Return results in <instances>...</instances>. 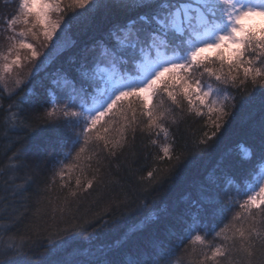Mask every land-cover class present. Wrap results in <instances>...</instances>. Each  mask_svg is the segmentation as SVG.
I'll return each instance as SVG.
<instances>
[{"label": "snow or ice", "instance_id": "1", "mask_svg": "<svg viewBox=\"0 0 264 264\" xmlns=\"http://www.w3.org/2000/svg\"><path fill=\"white\" fill-rule=\"evenodd\" d=\"M12 3L0 43V86L9 97L58 58L62 49L52 53L56 41L65 37L74 45L75 29L88 42L67 68L47 77V85L37 81L47 99L33 86L9 105L4 122L20 147L0 169L6 176L0 187V264H264V0ZM101 22L106 30H100ZM185 119L203 121V132L178 146L170 128ZM240 131L252 138L253 148L241 146L243 158L223 169L228 190L210 189L202 197L177 242L166 244L153 234L142 247L110 252L100 246L85 258L89 250L81 251V238L93 245L108 222L88 232L92 221L77 217L74 208L106 182L112 161L134 144L137 133L146 148L158 149L154 161L168 162L165 175L153 167L141 176L143 185L160 183L188 155ZM30 141L41 152L44 145L63 154L50 180L40 176V158L29 161ZM226 159L221 156L218 166ZM233 166L244 182L235 195L228 171ZM130 199L126 193L109 207H128ZM236 205L227 223L209 230V222ZM156 219L150 214L129 232L143 231ZM209 231L219 243L207 241ZM184 239L188 244L180 255ZM196 245L202 246L199 256Z\"/></svg>", "mask_w": 264, "mask_h": 264}, {"label": "trees", "instance_id": "2", "mask_svg": "<svg viewBox=\"0 0 264 264\" xmlns=\"http://www.w3.org/2000/svg\"><path fill=\"white\" fill-rule=\"evenodd\" d=\"M5 3L8 4L5 7ZM15 5L12 0H0V43L4 42V20L7 14H10ZM72 9H69L68 14H72ZM75 11H82V9H75ZM107 25L101 22L100 30H106ZM71 44L67 38L62 37L61 40L56 41V46L52 48V53L55 56L57 49H62L59 52L58 58L47 66L46 70L41 71L37 76L30 79L28 88L23 91H18L15 96L9 97L7 93L3 92V87L0 86V169L6 168L9 163V157L14 153L20 145L15 143V134L8 131V126L4 122V118L8 114L9 105L17 98L35 86V90L40 97L47 99L44 95V88L41 87L37 81L43 80L44 84H48L47 77L56 74L61 68L69 66L70 58L76 57L79 49L88 42V35L80 34L77 30H73ZM55 41V37H54ZM61 46V47H58ZM47 51V49H44ZM240 97H237L239 102ZM44 107H50L45 104ZM15 109H13L14 111ZM203 121H196L193 119H185L170 128V132L177 142V145H183L185 141L191 142L196 137L202 135L203 130L201 124ZM211 133V129H207ZM163 142L161 137V143ZM211 147L206 151L196 150L193 154L188 155L177 165L175 171L158 184H150L147 181L141 185L139 178L146 176L147 172L153 167H159L161 175H165L164 171L168 162H156L153 156L158 152L157 148L145 147L147 140L143 138L142 134L137 133L136 140L130 142V146L118 156L116 160L112 161L110 175L106 177L104 184H98L92 191L80 198L78 204L74 208V212L79 218L92 221L88 227V232L99 227L104 221L108 222V227L104 230L99 239L94 241L93 245H89L81 238V251L87 248L89 251L87 255L96 252V248L103 246L110 252L126 251L133 247L144 246L149 241L153 234L165 240L166 244L177 242L185 235L184 229L191 217L195 215L199 204L202 202V197L210 190H219L223 188L228 190L229 185L224 182L223 169L229 164L235 165L237 161L243 158L241 146L251 149L254 146L252 138L243 131L231 135L227 140L221 142L210 141ZM44 148L41 152L33 142L27 145V156L29 161L35 158H40L43 171L40 173L41 177L51 179L53 164L55 161L62 158V153L52 147L40 145ZM226 154L227 159L223 165L218 166L221 156ZM43 157H47L44 160ZM175 164V160L172 161ZM229 174L234 180L231 186L233 195L236 194L237 189L243 191L244 182L238 179L240 169L238 167L228 168ZM210 176L215 178V183H212ZM6 176H0V187H2L3 180ZM112 181V182H108ZM19 182V181H17ZM59 178H57V185ZM145 189H150V193L145 195ZM55 192V188L53 189ZM130 194L129 206H121L118 209L113 205L109 207V201L117 197L124 198L125 194ZM243 196H238L237 199L242 200ZM141 201L143 204L141 205ZM238 205L232 211L225 213L222 217H216L209 222V230L215 227L218 231L224 223H227L235 211H238ZM150 214H155L157 219L150 223L143 231L129 232L145 217ZM31 219V209L27 214ZM23 230V225H18ZM171 230L172 235H168ZM205 230H201L199 234H204ZM197 234V233H193ZM119 241V244L117 242ZM207 241L212 243H219L220 240L215 238V232L209 231ZM87 245H83V243ZM184 244H188V240L184 239L180 245L179 253L182 255ZM197 256L201 253L202 246L196 245ZM210 254V253H209ZM182 264H187L183 261ZM211 264V262H210Z\"/></svg>", "mask_w": 264, "mask_h": 264}, {"label": "rangeland", "instance_id": "3", "mask_svg": "<svg viewBox=\"0 0 264 264\" xmlns=\"http://www.w3.org/2000/svg\"><path fill=\"white\" fill-rule=\"evenodd\" d=\"M58 47H61V46H58ZM13 87V84L11 83V81L9 82V88H12Z\"/></svg>", "mask_w": 264, "mask_h": 264}, {"label": "bare ground", "instance_id": "4", "mask_svg": "<svg viewBox=\"0 0 264 264\" xmlns=\"http://www.w3.org/2000/svg\"><path fill=\"white\" fill-rule=\"evenodd\" d=\"M81 245H82V244H81ZM83 245H87V243L84 242Z\"/></svg>", "mask_w": 264, "mask_h": 264}]
</instances>
